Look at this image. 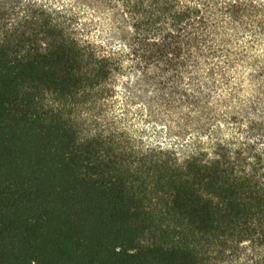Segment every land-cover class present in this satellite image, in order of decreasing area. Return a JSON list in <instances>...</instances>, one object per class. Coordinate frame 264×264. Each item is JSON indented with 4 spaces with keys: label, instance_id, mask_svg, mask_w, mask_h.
Wrapping results in <instances>:
<instances>
[{
    "label": "trees",
    "instance_id": "trees-1",
    "mask_svg": "<svg viewBox=\"0 0 264 264\" xmlns=\"http://www.w3.org/2000/svg\"><path fill=\"white\" fill-rule=\"evenodd\" d=\"M102 1L123 48L82 41L43 1L0 0V264H264L260 124L181 159L82 119L121 75L162 90L195 66L213 7L248 30L259 6Z\"/></svg>",
    "mask_w": 264,
    "mask_h": 264
},
{
    "label": "rangeland",
    "instance_id": "rangeland-1",
    "mask_svg": "<svg viewBox=\"0 0 264 264\" xmlns=\"http://www.w3.org/2000/svg\"><path fill=\"white\" fill-rule=\"evenodd\" d=\"M77 16L74 30L84 42L123 48L111 25L112 4L102 0H36ZM232 0H222L221 3ZM259 6L262 27L243 30L218 9L199 42L201 56L179 76L159 77L162 89L139 86L140 75L118 77L108 101L83 108L84 121L98 118L136 152L163 149L181 159L197 145H208L218 131L221 139L244 137L251 124H260L264 145V0ZM217 17V18H216ZM92 107L89 112L87 108Z\"/></svg>",
    "mask_w": 264,
    "mask_h": 264
}]
</instances>
